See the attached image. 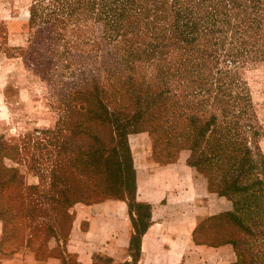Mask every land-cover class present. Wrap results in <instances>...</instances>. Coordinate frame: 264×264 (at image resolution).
<instances>
[{"label":"rangeland","instance_id":"374dc122","mask_svg":"<svg viewBox=\"0 0 264 264\" xmlns=\"http://www.w3.org/2000/svg\"><path fill=\"white\" fill-rule=\"evenodd\" d=\"M48 8L47 1L0 0L3 251H14L30 238L33 247L43 252L55 231L66 241L71 235L75 206L80 203L123 199L125 192L130 193L131 201L137 170L129 140L142 133L149 134L159 161L175 162L187 156L195 187L204 193L212 213L196 232L197 241L203 243L202 232L209 234L206 228L212 221L233 210L231 197L219 192L217 159L206 161L200 157L191 166V151L176 141L168 145L167 140L177 132L184 133L193 114L200 118L198 125L205 124L212 115L222 126L231 124V96L245 107L246 102L238 95L247 93L260 128L258 143L264 156V61L254 59V52H243L231 65L225 55L231 51L229 37L223 51H219L223 54L221 61L216 68L211 67L215 72L219 69L218 75L203 76L195 88L191 85L186 89L180 86L181 79L162 76L159 66H128L113 61L107 55L109 46L92 44L100 36L99 25L90 24L83 32H75L82 30L73 26L65 31L48 28ZM204 72L209 74L208 69ZM97 82L101 89L93 92ZM89 90L93 93L88 95ZM147 94L151 96L149 101ZM98 101L117 113L122 123L112 141L106 138L105 127L95 126L92 131L87 127L91 115L86 111L96 112ZM67 115H72L73 126L67 124ZM74 120L83 124L77 128L79 122ZM205 147L203 141L198 155ZM225 227L231 229V223Z\"/></svg>","mask_w":264,"mask_h":264},{"label":"trees","instance_id":"16d2710c","mask_svg":"<svg viewBox=\"0 0 264 264\" xmlns=\"http://www.w3.org/2000/svg\"><path fill=\"white\" fill-rule=\"evenodd\" d=\"M40 1H47L49 4L46 18L48 28L59 27L60 31H65L73 26L76 30H82H74L75 32H83L89 30L90 24L99 25L100 36L93 40L92 44L94 47L101 44L109 46L111 50L107 55L113 61L128 66L139 63L159 66L162 76L181 79L183 85L180 86L186 89L191 85L195 88L203 76L218 75L216 72L219 69L215 72L211 67L216 68L215 65L221 61L223 54L219 51H223L229 37L231 51L227 50L225 55L231 65L236 64L243 52H254V59L260 58L264 61V0ZM61 36L65 37L64 34ZM234 40H237L235 45ZM168 61L169 65L166 64ZM206 69L209 74L204 72ZM131 86L133 84H130ZM99 89L101 88L97 82L93 92ZM211 91V88L207 89L208 94ZM93 92L89 90L87 93L89 95ZM197 93L196 91L195 95ZM146 96L149 101L151 96ZM238 97L246 102V106H239L236 98L231 96V124L222 126L218 124L217 117L212 115L205 124L198 125L200 118L193 114L188 118L189 124L184 133L171 135L167 144L176 141L183 145V149H189L191 166H195L200 157H204L206 161L217 159V177L221 185L219 192L231 197L233 210L212 221L206 228L210 230L209 234L205 230L202 232L205 241L201 244L214 247L230 244L236 254V261L232 264H264V156L258 143L260 128L257 127L251 112L249 95L242 93ZM155 104L156 102H152L151 105ZM105 107L103 102L98 101L96 112L86 111L91 115L87 127L90 131L95 126L105 127L108 131L106 138L109 136L112 141L113 133L122 123L117 113L110 112ZM224 110L226 111V108ZM75 117L76 114L73 119ZM65 120L67 124L74 125L72 115H67ZM82 124V121L79 122L77 128ZM203 141L206 143L204 153L198 155ZM248 142L252 146H248ZM155 143L157 146L158 140L155 139ZM153 156L162 164L173 162L159 161L154 152ZM134 180V198L130 201V193L125 192L123 199L114 200H128L131 209H135L139 214L137 234L132 242L135 253H138L139 240L147 229L150 213L146 205L136 202V175ZM105 199L109 198L101 201ZM227 222L231 223V229H226ZM53 233V238L57 241L63 239L58 232ZM195 239L200 243L197 241V233ZM4 242L5 238L2 237L0 250L7 255L24 246L39 255L48 252V248L43 252L40 248L35 249L30 238L11 252L3 251Z\"/></svg>","mask_w":264,"mask_h":264},{"label":"crops","instance_id":"0c3cea01","mask_svg":"<svg viewBox=\"0 0 264 264\" xmlns=\"http://www.w3.org/2000/svg\"><path fill=\"white\" fill-rule=\"evenodd\" d=\"M129 143L137 170L135 199L150 213L138 253L132 244L138 212L128 200L105 199L76 205L71 235L66 241L53 238L45 255L28 246L9 255L0 250V264H232L236 254L230 244L196 242L197 229L212 213L195 187L187 156L159 163L148 133L133 135ZM2 237L0 229V244Z\"/></svg>","mask_w":264,"mask_h":264}]
</instances>
